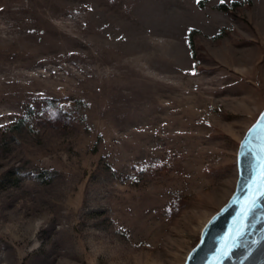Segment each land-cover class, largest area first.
Here are the masks:
<instances>
[{"label":"rangeland","instance_id":"obj_1","mask_svg":"<svg viewBox=\"0 0 264 264\" xmlns=\"http://www.w3.org/2000/svg\"><path fill=\"white\" fill-rule=\"evenodd\" d=\"M262 66L264 0H0V264H185Z\"/></svg>","mask_w":264,"mask_h":264},{"label":"water","instance_id":"obj_2","mask_svg":"<svg viewBox=\"0 0 264 264\" xmlns=\"http://www.w3.org/2000/svg\"><path fill=\"white\" fill-rule=\"evenodd\" d=\"M238 182L207 222L185 264H264V111L238 151Z\"/></svg>","mask_w":264,"mask_h":264},{"label":"bare ground","instance_id":"obj_3","mask_svg":"<svg viewBox=\"0 0 264 264\" xmlns=\"http://www.w3.org/2000/svg\"><path fill=\"white\" fill-rule=\"evenodd\" d=\"M248 52H249V51H248ZM252 60H253V59H252ZM250 66H251V65H250ZM263 68H264V66H262V67L259 68V70H260L259 72H260V73H262ZM261 75H262V74H261ZM242 101H243V103H244V102H246V103L250 102V104L253 103V101H252L249 97H248L247 99L242 100ZM254 103H255V102H254ZM247 105H248V104H247ZM247 105H246V106H247ZM249 106H250V105H249Z\"/></svg>","mask_w":264,"mask_h":264},{"label":"snow or ice","instance_id":"obj_4","mask_svg":"<svg viewBox=\"0 0 264 264\" xmlns=\"http://www.w3.org/2000/svg\"><path fill=\"white\" fill-rule=\"evenodd\" d=\"M221 2H224V0H221ZM261 179L264 180V171L261 172ZM264 194V193H262Z\"/></svg>","mask_w":264,"mask_h":264},{"label":"trees","instance_id":"obj_5","mask_svg":"<svg viewBox=\"0 0 264 264\" xmlns=\"http://www.w3.org/2000/svg\"><path fill=\"white\" fill-rule=\"evenodd\" d=\"M222 7H225V5H223ZM191 43V45H192V42H190Z\"/></svg>","mask_w":264,"mask_h":264}]
</instances>
